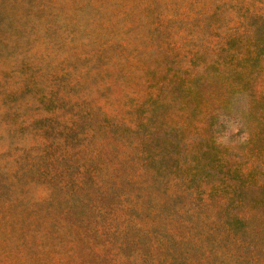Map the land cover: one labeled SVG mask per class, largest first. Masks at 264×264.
Listing matches in <instances>:
<instances>
[{"label": "rangeland", "instance_id": "rangeland-1", "mask_svg": "<svg viewBox=\"0 0 264 264\" xmlns=\"http://www.w3.org/2000/svg\"><path fill=\"white\" fill-rule=\"evenodd\" d=\"M0 264H264V0H0Z\"/></svg>", "mask_w": 264, "mask_h": 264}]
</instances>
